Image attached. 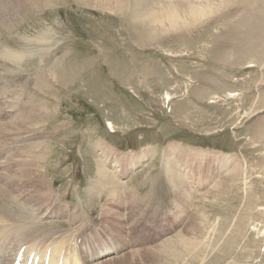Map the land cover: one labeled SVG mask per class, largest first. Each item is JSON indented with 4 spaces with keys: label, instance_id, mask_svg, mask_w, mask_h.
Returning <instances> with one entry per match:
<instances>
[{
    "label": "rangeland",
    "instance_id": "374dc122",
    "mask_svg": "<svg viewBox=\"0 0 264 264\" xmlns=\"http://www.w3.org/2000/svg\"><path fill=\"white\" fill-rule=\"evenodd\" d=\"M106 1L14 0L0 183L53 232L81 225L76 264H264V0ZM166 4L187 25L148 18Z\"/></svg>",
    "mask_w": 264,
    "mask_h": 264
},
{
    "label": "bare ground",
    "instance_id": "6f19581e",
    "mask_svg": "<svg viewBox=\"0 0 264 264\" xmlns=\"http://www.w3.org/2000/svg\"><path fill=\"white\" fill-rule=\"evenodd\" d=\"M50 1L52 2V0H50ZM100 1L102 3L103 2L104 3H110V2H107L106 0H100ZM174 2H176V0H174ZM174 2H173V4L177 5V3H174ZM30 3H32V0H30ZM163 4H161V5H163ZM163 7H166V8H163ZM163 7H161L160 11H154V12L148 13L149 14V15H147L148 18H151L153 15H155V14H157V12H159V17L156 19V21H160L161 18H163V17H166L169 20L174 19L175 23L178 22V21H176V17L180 18L179 20L185 21L184 19H182L183 18V16H182L183 14H181L182 12L178 11L176 7L172 6L171 4H166ZM12 8L14 9L15 15L17 17H19L20 14H21V16L23 15L22 11L19 10V7L14 2V0H0V38L6 34V33L4 34V32H6L7 30L8 31L13 30L11 28L12 26L6 20V15H7L8 11ZM135 20L138 21L139 19L134 17L133 22H135ZM186 23H187L186 21L183 22V26H185L184 24H186ZM168 25H173V23L169 22ZM46 44H48V43L44 42V45H46ZM47 50H48V48H47ZM52 52H53V48H50L49 54L51 55ZM43 58L46 59V62H48V64H46V65H51L52 62L50 61L49 55L47 53L43 55ZM50 70H51V68H49V67L48 68L40 67V68H38L36 73L41 74V75L47 74L48 79H50V77H51V71ZM38 80L39 79H37V81ZM31 98L32 97H30L28 99L27 106H25V105L22 106L23 105L22 104L21 107H19L17 113L15 114V117L11 120V122L8 125H6L7 129H9V131L11 130L14 133H19V131L21 130V126L25 122H33V114L38 113L39 109L34 107V105L36 103L33 100H31ZM35 101H36V99H35ZM26 103H27V101H26ZM96 145L100 149L101 155L106 156V149H107L108 144L103 140H98V141H96ZM171 148H173V147L171 146L170 149ZM183 151L185 153L184 158L190 159L192 156V152L190 150H186V149ZM11 152H12V150H11ZM179 153L180 152L178 150L177 154H179ZM214 154H216L214 156H216L218 159L221 158L222 160L223 159L227 160L230 158L229 154L219 153L217 155L216 152H214ZM200 156H205V155H200ZM219 156H221V157L219 158ZM22 159H24V158H22ZM31 159H33V158H31ZM100 159H101V157H100ZM100 159H97V160H100ZM102 160H104V158H102ZM28 162H30V161H28ZM21 163H22V161H21ZM21 163H20V165H21ZM165 164L166 163H164L163 165H165ZM16 165H17V163H16ZM187 165L189 166V164H187ZM113 171L116 172L117 168L113 167ZM20 174L22 176H25V173L22 171L20 172ZM7 180H8V178H7ZM3 183H0V263L1 264H10L11 261L13 260L14 256H15V254L17 253V250L21 246L26 245L27 252L35 250L36 252H39L42 255H44L48 252L49 256L51 258H55V259H58L61 255H63L64 264H76V256H75L76 255V246H74L73 243L78 238V234H79L81 225H78V226L75 225L74 227L69 228L65 232H61V233H56V231L53 232L52 228H51L52 230H50L49 228L45 227V222L42 220L41 217H38V215H36V214H30V212L27 210L26 207H22L21 204L18 205L16 203H14L11 200L12 199L11 196H13L12 190H14V189L7 187L6 186L7 184L5 185ZM112 190L115 191L114 188ZM134 254H135V251H131L129 253V255L122 254V255H119V257L123 261H131V259H132L131 256H134Z\"/></svg>",
    "mask_w": 264,
    "mask_h": 264
},
{
    "label": "crops",
    "instance_id": "0c3cea01",
    "mask_svg": "<svg viewBox=\"0 0 264 264\" xmlns=\"http://www.w3.org/2000/svg\"><path fill=\"white\" fill-rule=\"evenodd\" d=\"M151 155V154H150Z\"/></svg>",
    "mask_w": 264,
    "mask_h": 264
}]
</instances>
